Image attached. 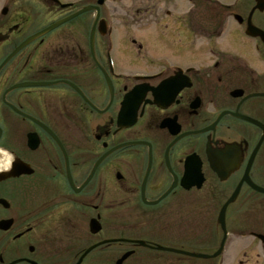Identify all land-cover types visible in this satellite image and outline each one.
Wrapping results in <instances>:
<instances>
[{
	"label": "flooded vegetation",
	"instance_id": "obj_1",
	"mask_svg": "<svg viewBox=\"0 0 264 264\" xmlns=\"http://www.w3.org/2000/svg\"><path fill=\"white\" fill-rule=\"evenodd\" d=\"M58 1L0 0V264H264V9Z\"/></svg>",
	"mask_w": 264,
	"mask_h": 264
},
{
	"label": "rangeland",
	"instance_id": "obj_2",
	"mask_svg": "<svg viewBox=\"0 0 264 264\" xmlns=\"http://www.w3.org/2000/svg\"><path fill=\"white\" fill-rule=\"evenodd\" d=\"M28 1H29V3L33 4V0H28ZM20 2H21V0H20ZM34 7L36 10L35 11L36 14L33 13L32 12L33 10L30 8H27V10H29L30 15H31V13H33L34 19L36 16V23H35V26L33 27L36 30V32H38L43 26H46L47 24L48 25H56L55 23H58V21H59V20L55 21L56 17L60 14V12L63 16V11H67V10H63V9H60L61 11H56V10H59V8L58 9H47L46 7L42 8V5L38 1L34 2ZM62 16H60V17L62 18ZM76 22L77 21L75 19V20L69 22L68 24L63 25V26H68V29H65V30H66V32H69V35L68 34L65 35V30H64V32H60L58 35L54 34V35L50 36L51 34L49 33L47 35L42 36L43 38L45 37V39L47 40L45 46L46 47H49V46L55 47L57 45H62L63 47H69V46H70V48L75 47L76 46V40H77L76 38L78 37L77 31L75 29ZM63 26H61V27H63ZM114 57L117 60L118 64H120L124 67L121 69H124L123 71H125V72L143 73L146 69L149 68V65L145 62V57H142V56L137 57L136 55L135 56L134 55H130V56L128 55V57H129L128 58V57L122 56L121 53H119V54L115 55Z\"/></svg>",
	"mask_w": 264,
	"mask_h": 264
},
{
	"label": "water",
	"instance_id": "obj_3",
	"mask_svg": "<svg viewBox=\"0 0 264 264\" xmlns=\"http://www.w3.org/2000/svg\"><path fill=\"white\" fill-rule=\"evenodd\" d=\"M257 1H259V6L261 7V8H264V0H257ZM48 30H50V29H48ZM143 96V93H141V97Z\"/></svg>",
	"mask_w": 264,
	"mask_h": 264
}]
</instances>
